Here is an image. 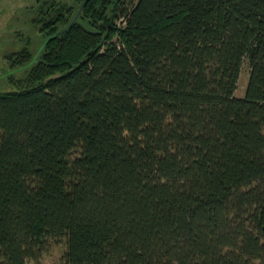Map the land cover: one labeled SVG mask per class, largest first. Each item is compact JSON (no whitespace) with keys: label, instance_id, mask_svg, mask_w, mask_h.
I'll list each match as a JSON object with an SVG mask.
<instances>
[{"label":"trees","instance_id":"trees-1","mask_svg":"<svg viewBox=\"0 0 264 264\" xmlns=\"http://www.w3.org/2000/svg\"><path fill=\"white\" fill-rule=\"evenodd\" d=\"M70 1L4 55L0 264H264V0Z\"/></svg>","mask_w":264,"mask_h":264},{"label":"rangeland","instance_id":"rangeland-1","mask_svg":"<svg viewBox=\"0 0 264 264\" xmlns=\"http://www.w3.org/2000/svg\"><path fill=\"white\" fill-rule=\"evenodd\" d=\"M70 1V0H69ZM72 1H70L71 3ZM38 4V0H0V77L11 74L4 58L7 53L15 52L26 45L22 34L32 32V26L28 22L29 10ZM116 25L123 26L121 20ZM38 35V34H37ZM17 72V71H16ZM15 73V72H14ZM250 77L249 61L245 60L240 75L237 97H244ZM67 251L65 239L59 241L49 240L47 250L39 264H63L64 255ZM27 264H37L29 261Z\"/></svg>","mask_w":264,"mask_h":264},{"label":"water","instance_id":"water-1","mask_svg":"<svg viewBox=\"0 0 264 264\" xmlns=\"http://www.w3.org/2000/svg\"><path fill=\"white\" fill-rule=\"evenodd\" d=\"M5 77H7V76H5Z\"/></svg>","mask_w":264,"mask_h":264}]
</instances>
